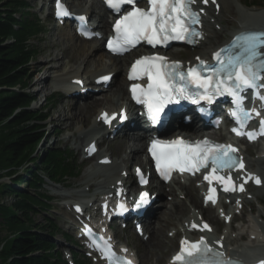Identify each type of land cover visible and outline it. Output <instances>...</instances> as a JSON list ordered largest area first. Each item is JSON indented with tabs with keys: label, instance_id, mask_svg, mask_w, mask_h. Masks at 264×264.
Segmentation results:
<instances>
[{
	"label": "snow or ice",
	"instance_id": "obj_1",
	"mask_svg": "<svg viewBox=\"0 0 264 264\" xmlns=\"http://www.w3.org/2000/svg\"><path fill=\"white\" fill-rule=\"evenodd\" d=\"M105 2L117 13H120L124 5H131L132 8L116 21L114 28L116 37L108 42L109 49L115 54H121L141 41L153 47L167 46L170 41L192 42L189 37L200 36V33L195 32L191 27L199 22L197 13L191 9L195 0H147L148 9L138 7V0H105ZM204 2L207 3L208 0ZM212 2L215 3V0ZM67 15L70 13L63 7L61 0H58L57 16ZM233 47H238L241 50L240 54L229 56L225 64L221 60V53L217 52L215 59L224 66L213 70L209 76H204L202 73L205 67L203 61H201V70L189 68L185 73L181 71V65L178 62L169 63L165 57H142L133 65L129 78L138 79L147 75L149 83L147 88L134 85L131 89L133 99L137 103L146 104L149 119L153 123L159 122L161 114L169 104L191 100L193 93L190 86L203 90L202 98L209 102L217 95H228L240 108L243 101L240 93L247 89L256 90L258 81L261 79L259 70H264V60L259 65L253 63L258 56V50L264 48V33L238 36L233 42ZM195 95L200 97L199 93ZM260 99L264 100V97ZM193 102L196 101L193 100ZM247 115L245 113V116ZM101 118L105 123H110L115 116L109 118L107 114H103ZM234 131H237L238 135L242 134L236 129ZM260 133L264 134V121L261 122ZM252 138V134H249V139ZM235 151L236 149L231 146L211 145L207 140L196 144L181 140L167 144L153 141L150 148L157 170L165 179L174 169H179L181 172L199 171L207 167L209 163L214 173L218 170L233 169L237 165L243 168V164L234 160L230 154ZM205 179L211 183L213 179L221 180L222 178L206 176ZM224 183L225 192L233 190L227 182ZM256 183L259 184L260 180L256 179ZM240 190L243 191V186ZM212 191L210 189V192ZM147 195V193L142 194L137 207L147 202ZM207 199L213 200V197L210 195ZM123 207L121 205L122 209ZM207 227L205 225V228ZM222 256V253L213 252L204 240L198 243L183 241L180 254L174 257V264L175 262H180V264H235L233 261H225Z\"/></svg>",
	"mask_w": 264,
	"mask_h": 264
},
{
	"label": "bare ground",
	"instance_id": "obj_2",
	"mask_svg": "<svg viewBox=\"0 0 264 264\" xmlns=\"http://www.w3.org/2000/svg\"><path fill=\"white\" fill-rule=\"evenodd\" d=\"M239 0H218V4L216 6H221V10L219 13H216L214 10L207 9V19L205 24V39L199 44V57L206 59L211 58L212 54L220 47L221 45L226 44L230 37L242 30H264V9L263 10H250L247 13L238 11V7L235 5ZM76 8L81 9L80 13L88 15L92 17L95 21L100 22L101 30L103 33H107L108 29V21L106 19V13L101 11L99 12L97 8L99 7L98 1L90 0H76ZM82 7V8H81ZM250 12V13H248ZM258 12V14H257ZM225 19L229 20L230 23H227L228 27L223 26L221 31H218L219 24ZM235 27V28H234ZM66 29H63L64 39L59 42H51L48 46V50L43 54V62L38 66L32 69L31 74L36 78V82L33 84V87H37L35 93L37 98L41 96L42 93L48 92L54 87L56 90H62L60 88V83L64 82L70 85V81L78 78H85L86 80L97 78L99 76H104L106 74L115 73L117 80L115 83L114 89L111 91L109 95H102L98 98H92L82 106L78 105H70V101H68L65 105H62L58 110V116L53 119V122L59 123L62 125L65 131H72L73 128H77L75 132L72 133L71 138H75L78 141L80 136H84V140L86 142L85 148L90 143V141L98 138L99 143L104 141V135L101 137H97V130L100 129V125L96 124L95 121L91 122V113L95 110L98 112L104 111H113L124 105L125 102L128 101V93L127 87L125 84V77H122V72L124 66L128 63V57L124 58H113L109 56L102 48L98 42H86L77 39L75 36L66 35L64 32ZM231 36H228V35ZM227 35L228 38L221 39L222 36ZM104 51V54L98 55L99 52ZM45 56V57H44ZM134 56V55H132ZM177 57V55H175ZM103 58H108L111 62V66L103 61ZM172 60H178L177 58ZM193 62V60H191ZM189 62V61H188ZM186 63V62H184ZM59 65V68H57ZM85 67L84 72H80V67ZM109 68V69H108ZM65 71L64 74L55 78V81H51L49 84L47 83V79L43 80L39 78L40 76H44L43 72L48 73L51 71ZM121 77V78H119ZM49 78H52L50 76ZM37 85V86H36ZM105 106H110V109H105ZM38 107V104L37 106ZM118 109V110H119ZM137 139H134L130 136L126 137L121 141L122 151L125 152V155L120 160H115L114 164L111 167H102L96 165L92 166V170H105V173H97L93 176H90L87 173L84 177L86 184L91 182L93 187H96V191L99 193L102 192L108 193L110 191V187L113 186L119 176L124 169L130 168L132 164L141 163V166L144 165L143 156L145 155V143L147 141L146 135L143 133L141 135L136 136ZM91 141V142H92ZM102 154V155H101ZM105 156H109L105 153V151H101L100 157L92 159L91 162L95 160H102ZM263 161V162H262ZM249 164L252 166L260 165L264 166V160H260V157L257 161H252ZM95 165V164H94ZM260 171H258V174ZM95 180V181H93ZM88 187V186H87ZM182 189L186 192V196L188 201L193 208H200L201 203H199L198 198L196 197V191L192 188V186H185ZM84 193H80L82 196ZM103 194V195H104ZM159 194L162 196L163 191H159ZM174 194V192H173ZM183 195L181 192L180 195ZM257 198L259 195L256 196ZM187 202H176L170 206V208L164 209L161 214H159L155 221L151 223L149 230L152 234L150 240L148 241L146 248V257L147 260H156V263H164L166 261V257L169 252H172L173 241L167 240L164 237L163 229L166 226H173L175 229L184 228L185 223H189L191 219L195 216L191 211L187 208ZM248 204L251 202L248 201ZM201 211V210H200ZM213 209L207 208L206 210H202L201 214L214 224H218V218L213 214ZM258 220V219H255ZM70 222V223H69ZM72 219L69 218L67 222V228L70 230L72 228ZM245 224L247 225V229H241L239 235L237 237L238 240L243 239V236L256 230V234H258V229L262 228L260 234L264 233V226L258 224L257 226L253 224V221L246 220ZM84 229V227H83ZM216 237V235H215ZM262 244L261 249L264 251V235L258 238ZM227 251L232 253L229 244L233 243L234 240L230 238H226ZM242 253V258H249V251L247 250H239ZM264 256V254L262 255Z\"/></svg>",
	"mask_w": 264,
	"mask_h": 264
},
{
	"label": "trees",
	"instance_id": "obj_3",
	"mask_svg": "<svg viewBox=\"0 0 264 264\" xmlns=\"http://www.w3.org/2000/svg\"><path fill=\"white\" fill-rule=\"evenodd\" d=\"M0 4L1 177L5 173L10 176V170L32 161L34 150L45 137L43 125L48 116L43 111L31 110L32 100L24 92L29 66L37 58L30 40L40 32L39 27L26 21L25 17L21 22L15 19L16 13L25 8L22 1L0 0ZM37 169L45 171L53 182L61 181L71 173L63 154L53 151L42 156ZM28 178L25 179L27 186L37 188V171L31 169ZM7 194L17 195L10 206L1 201ZM42 198L41 195L33 197L30 193L17 192L13 186H0V222L9 233V237L0 243L3 263L58 264L53 262V258H58L53 251L55 245L44 236L54 233L53 225L32 223V217L37 214L32 206L40 205Z\"/></svg>",
	"mask_w": 264,
	"mask_h": 264
},
{
	"label": "rangeland",
	"instance_id": "obj_4",
	"mask_svg": "<svg viewBox=\"0 0 264 264\" xmlns=\"http://www.w3.org/2000/svg\"><path fill=\"white\" fill-rule=\"evenodd\" d=\"M241 1H248V0H241ZM31 6L34 5V2L35 0H29ZM237 7H238V11L242 12V11H245L244 9L240 8L238 3L236 4ZM0 6H2L0 4ZM38 6V5H37ZM40 15V14H39ZM42 17H44V15H42ZM230 23V22H229ZM226 24V25H225ZM224 25L226 27H228L227 25V22L224 23ZM235 28V27H234ZM53 31L50 30L44 37H43V41L42 42H38V40H36L34 42V45L38 48L39 50V55H38V58L37 60H35L31 66H30V69H29V74L27 76V79H26V82H27V88H28V92L37 99L36 103L33 104V108L38 111L40 109V107H42L44 105V97L48 96V93L46 94V96H43L44 93L41 94V96L39 98H37V95L35 93L36 89L38 88L37 87H33V84L36 82V78L34 77V75L31 74V69H33L34 67L38 66L39 64H41L43 62V54L48 50V45L51 41H55V40H60L63 36L60 34L58 37L59 38H53ZM226 39L227 36L224 35L222 36L221 39ZM63 40V39H62ZM198 50V49H197ZM196 50V51H197ZM196 51H190V53H188L187 55H179L178 59L182 60V61H185L186 59H191L193 56H196ZM192 52H195V53H192ZM103 53L102 52H99V55H102ZM45 57V56H44ZM108 59H104V62L107 61ZM107 63V62H106ZM108 64V63H107ZM81 68V72H83L84 68L83 66L80 67ZM43 74H45V72H43ZM47 75H50V73H47ZM53 75L55 76H60L62 75V73H54ZM42 76H40L39 78L41 79ZM63 86V85H62ZM51 93H55L56 95H58L59 99H60V104H58L56 106V108H54L52 111H49V114H50V120L45 124V125H48L47 127V133H48V139L45 141L44 144H42L41 146L38 147V150H37V153L35 155V157H38L37 160H35L34 162L37 164L36 165V169L39 167V161L41 160L42 156L48 151V150H65V149H69L72 154H73V160H76L78 162V167L79 169H83L81 171V173L78 175V178H69V180L67 181L68 179V176L67 177H64L63 181L65 183H63V185H58V186H55L53 184H49L45 187V190H46V195L51 197L53 202L51 203V213H47L46 216L47 217H50L56 224L58 223H63V216L64 214H69V211L63 209V202H66V201H70V202H73V201H76L80 198L76 197L75 199H71V200H68V199H63V198H60L59 195L61 194H64V195H68V194H76V193H80V191L85 188V184H84V176H85V171L87 170L88 168V165L86 163H83L81 157H80V154H81V150H77L76 151V146L74 145V140L71 139L70 140H65L66 137H68L69 135H71V133H68V132H64L63 131V127L62 125H59V123H56V122H53V119L56 118L58 116V110L59 108L65 104L66 101H64L65 99L59 95L60 92H56V91H53ZM38 104V107H36ZM32 108V109H33ZM33 109V110H34ZM34 110V111H35ZM94 115V113L91 114V117ZM94 117V116H93ZM57 119V118H56ZM103 150H106V148H103ZM69 163L71 164V160L69 159ZM70 171H71V175L72 176H76L77 173L76 171H74V169L72 168H69ZM76 169V168H75ZM78 169V168H77ZM22 172H20L18 174V177H22L21 176ZM17 176L15 177V179L17 180L18 178ZM10 180L11 178H8V177H5L0 183L1 184H10ZM15 182V181H13ZM16 188H20V191H17V192H21V193H30L33 197L38 195V193L33 190V189H26L25 185L24 187L21 186L20 184H18L16 186ZM89 189V188H88ZM92 190V189H90ZM94 191V189H93ZM260 193H262V197L264 199V192L263 190H260ZM17 195H14V194H7V195H4L2 198H1V201L2 203L5 205V206H10L14 203V199ZM62 203V204H61ZM254 213L256 216L259 215V213H261L263 216H264V209L262 207H260L258 204L255 203L254 207ZM246 213V216H249L250 214V208L249 207H246L245 211ZM44 216L41 214V215H34L32 217V223L35 224L36 226H41L42 224H44ZM8 232L6 229H3L2 228V225H1V222H0V243L4 242L5 239H7L9 236H8ZM60 236V235H59ZM61 237V236H60ZM60 239V242H63L61 238Z\"/></svg>",
	"mask_w": 264,
	"mask_h": 264
}]
</instances>
